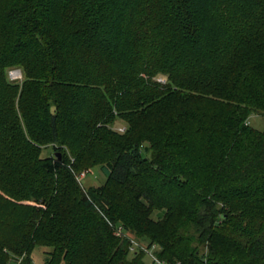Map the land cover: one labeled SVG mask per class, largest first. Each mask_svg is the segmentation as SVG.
<instances>
[{"label": "trees", "instance_id": "1", "mask_svg": "<svg viewBox=\"0 0 264 264\" xmlns=\"http://www.w3.org/2000/svg\"><path fill=\"white\" fill-rule=\"evenodd\" d=\"M257 115L264 0H0V264H264Z\"/></svg>", "mask_w": 264, "mask_h": 264}, {"label": "rangeland", "instance_id": "2", "mask_svg": "<svg viewBox=\"0 0 264 264\" xmlns=\"http://www.w3.org/2000/svg\"><path fill=\"white\" fill-rule=\"evenodd\" d=\"M8 78L10 80L18 82L20 85H21V82L23 81V76H22L21 70L19 68H13V69L9 70ZM164 78L165 77L161 76V75L157 76L158 80L164 81ZM249 122H250V120H249ZM251 125L257 129H260V130L263 129L264 128V116L257 115V116H254L253 118H251ZM112 128L119 133H123L125 128H126V125L122 121H115ZM41 148H42L41 155H44L46 153V151H44V149H45L44 145L41 146ZM69 161L70 162L73 161V157H71L70 155H69ZM77 181L82 188L89 189L91 187H99V186L104 185L106 183V177L101 172L99 165H96V166H91L86 171L80 172L79 179H77ZM0 197H7L6 193L1 188H0ZM0 200H1V198H0ZM12 201H13V198H12ZM30 202H27L26 200L23 199L20 202H18L19 204H22V205L16 206L17 208L8 202L5 205H3V207H1V208H4V209H1L2 212L4 211V214L2 212H1V214L5 215L4 218H9L12 210L17 209L18 213H16V215H19L20 210H22L23 212L28 211L27 205H33L34 204V203L32 204ZM159 215H161V213H158L156 216H159ZM108 225L112 229V233L115 237H119L120 239L122 237L123 238L125 237L129 241L128 247H129V250H131L130 252L136 250V247H134V248L132 247V245L135 242H139L145 248L149 246V241H150L149 237H147V236H136L133 233L129 232L128 230L121 233L120 225L114 224L113 221L110 222L108 220ZM150 244L154 245L155 243H153V244L150 243ZM157 247L158 246L155 244V249ZM140 250L143 251V253H144V259H145L146 263L147 264H154L152 261V253L153 252L150 253V251H153V248H150V251H148V249L143 250L141 248H140ZM56 254H57V252H56L54 247L47 246L44 244L33 243V247L28 252V254L26 251L20 252L19 255H18V253H16V254L12 253V254L7 256L8 257L7 259H8V261L13 259L14 261H16L17 264L20 263V261L22 259L28 260V261H26L27 264H44V260L46 257H51V258L55 257L58 260V256H55ZM14 263L15 262L12 261L11 264H14Z\"/></svg>", "mask_w": 264, "mask_h": 264}, {"label": "built area", "instance_id": "3", "mask_svg": "<svg viewBox=\"0 0 264 264\" xmlns=\"http://www.w3.org/2000/svg\"><path fill=\"white\" fill-rule=\"evenodd\" d=\"M132 247L134 248V247H138V248H141V249H143V250H146V249H148V251H150V248H153V251H150V253H152V261H153V263L154 264H167L164 260H161V259H159L158 257H156V255L154 254V250H155V244L154 245H150V246H148V247H144V246H142L139 242H135L133 245H132ZM131 247V248H132ZM132 248V249H133Z\"/></svg>", "mask_w": 264, "mask_h": 264}, {"label": "water", "instance_id": "4", "mask_svg": "<svg viewBox=\"0 0 264 264\" xmlns=\"http://www.w3.org/2000/svg\"><path fill=\"white\" fill-rule=\"evenodd\" d=\"M56 156H57L58 158H60V155H59V153H57V154H56Z\"/></svg>", "mask_w": 264, "mask_h": 264}]
</instances>
